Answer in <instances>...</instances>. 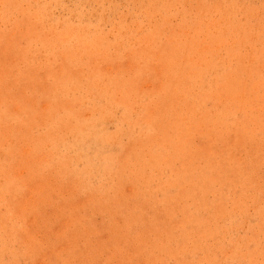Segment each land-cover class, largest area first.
<instances>
[{"label": "rangeland", "instance_id": "rangeland-1", "mask_svg": "<svg viewBox=\"0 0 264 264\" xmlns=\"http://www.w3.org/2000/svg\"><path fill=\"white\" fill-rule=\"evenodd\" d=\"M0 264H264V0H0Z\"/></svg>", "mask_w": 264, "mask_h": 264}]
</instances>
